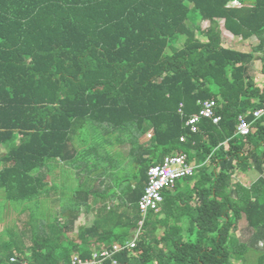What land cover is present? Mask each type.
<instances>
[{
	"label": "trees",
	"instance_id": "16d2710c",
	"mask_svg": "<svg viewBox=\"0 0 264 264\" xmlns=\"http://www.w3.org/2000/svg\"><path fill=\"white\" fill-rule=\"evenodd\" d=\"M231 1L0 0L3 199L37 205L53 188L42 170L57 160L84 179L95 172L112 181L72 190L76 207L101 200L90 227L73 236L72 219L31 212L27 232L9 229L0 243V264H69L101 248L90 237L109 247L137 230L135 246L114 255L117 264H246L250 256L264 264V113L252 115L264 109L254 69L264 0ZM223 30L257 43L224 45ZM206 99L220 120L201 118L193 133L185 121ZM241 114L250 122L245 136L236 133ZM172 153L198 167L161 191L158 210L142 212L148 168ZM114 155L132 170L117 177ZM252 171L248 186L235 180Z\"/></svg>",
	"mask_w": 264,
	"mask_h": 264
},
{
	"label": "built area",
	"instance_id": "2783aa9c",
	"mask_svg": "<svg viewBox=\"0 0 264 264\" xmlns=\"http://www.w3.org/2000/svg\"><path fill=\"white\" fill-rule=\"evenodd\" d=\"M261 55L264 57V43L262 44ZM199 105L200 107L197 113L190 115L185 121V125L193 133L197 131V123L201 118L211 119L213 123H217L220 120V117L215 115V101L213 99L200 101ZM263 113L264 109L260 108L253 111L252 115L254 118H258ZM246 116L247 114L238 116L236 133L240 136H245L250 131V122L246 120ZM147 136H149V134H147ZM179 139L180 141H184V136H181ZM197 167L198 165L193 160H188L184 153L166 155L159 164L151 165L147 171L146 186L138 201L139 209L142 212H145L147 209L158 210V205L162 201L161 191L164 188L171 189L175 185L176 180L192 175ZM141 224L142 221L139 222V226H141ZM138 232L139 230L134 233L133 238L125 241L124 244L120 245L115 243L109 247L103 246L100 249L93 250L87 258H82L74 254L70 258L69 264H105L107 260H110L112 264H117V259L114 255L125 248H133ZM11 260H13V258H11Z\"/></svg>",
	"mask_w": 264,
	"mask_h": 264
},
{
	"label": "rangeland",
	"instance_id": "374dc122",
	"mask_svg": "<svg viewBox=\"0 0 264 264\" xmlns=\"http://www.w3.org/2000/svg\"><path fill=\"white\" fill-rule=\"evenodd\" d=\"M207 25L206 21L205 22H202L201 23V26L202 27H205ZM231 38L229 37H224V45H227V46H233L235 48H238V49H241V50H250V48L255 45L257 42L256 41H246L245 42H241V40H239L238 38H235V37H232L230 36ZM247 43H250V44H247ZM261 54L259 55L260 59H261ZM254 69H255V76L256 78L258 77L259 81H257V83H260V86H262L264 84V76L262 75L263 73H261V62L259 60H255L254 61ZM116 136V134H109V135H106V138H109V139H113L114 137ZM145 139H147V135L145 136ZM113 141V140H112ZM107 150H111L112 148H110L111 146H106ZM124 149V146H120L118 147L117 145L114 146L113 149ZM4 147H1L0 146V154L2 152H4ZM126 151V149H125ZM124 150H122V153L125 155V160L127 159V155L125 154ZM113 159L114 160H118L119 164H122L120 166V168H118V171H117V177H121L123 176L122 174L127 172H130L132 169V167L129 166V164L125 163L126 161H124V156H119V155H114L113 156ZM125 166V167H124ZM127 167V169H126ZM60 169H54L53 172L54 173H57L56 171H59ZM71 171L70 168H68V171ZM68 171H64L65 176H62L60 180H58L57 178V175L56 176H52L50 174H46L45 176V179L47 180L48 184L49 185H52L53 188H51V191L53 192L54 194V197H57L56 195V192H61L63 193V195L65 196L64 200L65 201H68L69 202H72L73 200V197H72V190L74 188H77V187H81L83 189L86 188V186L84 185V176L83 174L80 175V176H77L76 175V172L75 170L72 169V172L69 174ZM81 174V173H79ZM94 178L90 179L88 181V183L93 187H97V188H100V189H106L107 187H109V185H111L112 181L110 179L109 176H95V172H92L91 173ZM258 174L255 172V171H252V173L248 174L244 181L245 183L248 185V181H252V179L256 178ZM263 176H264V171H263ZM243 179V178H242ZM183 181V180H181ZM54 190V191H53ZM40 199H41V196L40 198L38 199V203L37 205L35 204H30L29 206H32L30 209L28 207H24V205L20 204V203H17V202H9V201H5L3 199V194L2 192L0 191V243H2L3 241H6L8 238H9V232L8 230L11 229L10 233L12 232V230L14 231H19V232H27L28 230V224L30 223V220H29V217L31 215V212H33V216L36 217V218H40L41 217V214L42 212H47V210L49 211H52L51 207L54 208V205H48V206H44V207H41L40 204ZM50 199V198H49ZM55 200V199H54ZM64 200H63V206L64 208L66 207L65 206V203H64ZM56 202V200L54 201ZM100 203V202H99ZM98 203V204H99ZM57 204V203H56ZM97 206H101V204L97 205ZM25 208V210L21 213L22 211V208ZM242 223V228L241 230L238 229V236L240 235L241 237L244 236V233H243V229L246 225V223L242 220L240 221ZM161 231V230H160ZM241 232V233H240ZM158 233V232H157ZM157 236V235H156ZM251 254H249L250 256ZM246 264H255L253 259L250 257H248L247 259V263Z\"/></svg>",
	"mask_w": 264,
	"mask_h": 264
},
{
	"label": "crops",
	"instance_id": "0c3cea01",
	"mask_svg": "<svg viewBox=\"0 0 264 264\" xmlns=\"http://www.w3.org/2000/svg\"><path fill=\"white\" fill-rule=\"evenodd\" d=\"M253 41H254V38H253ZM247 44H250V43H247ZM259 55L260 54L257 53V57H259ZM257 60H259L262 63V58L260 59V57H259ZM262 75L264 76V74H262ZM257 81H259L258 77L256 78V82ZM263 81H264V79H263ZM257 84L260 85V83H257ZM148 133H149V131H148ZM68 168H70L69 165H66V164L57 160L55 162L51 161V163H49V165H47L42 171L44 174V178H45L46 174L48 175V174L52 173L51 174L52 176L57 175L58 180H60L62 176L67 175V174H65L64 171H68ZM54 169L55 170L60 169V170L56 171L57 173H54L53 172ZM70 169H71V171L70 170L68 171L69 174L72 172V168H70ZM250 173H252V172H249L248 174H250ZM248 174H243L241 172H238L235 180L238 181L239 183H241L242 185L248 186L254 180V178H253L251 182L248 181L249 184L247 185L245 183L244 179ZM92 177L93 176H91V178ZM91 178L90 177L85 178L84 180H86V184H85V181H84V184L87 185L89 188H96L95 186L92 187L88 183V181ZM56 195H57V197H54V194L52 191L46 192L45 194L41 195L40 204H39V205H41V207L48 206L51 204L54 205V203H55L54 208L51 207L52 211L47 210V212H42V214L46 215L44 218L45 221H49V220L52 221L53 220V222L57 221V222H60L61 224H64L66 220L72 219L73 220V222H72V235L73 236L76 235L78 228L90 227L94 223L95 219L98 216V210L100 208V206H97V205L101 204V200L99 199V197H94V198L90 197V200L88 201L87 204L80 202L79 207H76V203L74 200H72V202H69V200L71 198L68 201L64 200L65 196L63 195V193L58 191V192H56ZM72 197H73V195H72ZM54 199L56 200V202H54L55 201ZM63 200H64V203L66 206L65 208L62 204ZM24 210H25V208H22L21 213ZM241 228H242V223L238 222L237 223V229L241 230ZM96 239H97V237H95V236L90 237V242H91L90 245L92 246V248H93V246L95 247L96 245H99L100 247L105 246V245H103V243H100ZM75 240L77 242H79L78 238H76Z\"/></svg>",
	"mask_w": 264,
	"mask_h": 264
},
{
	"label": "clouds",
	"instance_id": "9594fccd",
	"mask_svg": "<svg viewBox=\"0 0 264 264\" xmlns=\"http://www.w3.org/2000/svg\"><path fill=\"white\" fill-rule=\"evenodd\" d=\"M237 4H239L237 1H231V5H234V6H240V4L239 5H237ZM223 35L224 36H226V37H229V38H231L230 36V34H228L225 30H223ZM259 54H261V53H259ZM248 134V133H247Z\"/></svg>",
	"mask_w": 264,
	"mask_h": 264
}]
</instances>
